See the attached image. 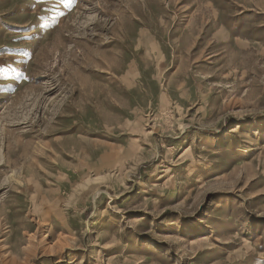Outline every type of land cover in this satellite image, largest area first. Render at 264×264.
<instances>
[{"label":"rangeland","instance_id":"rangeland-1","mask_svg":"<svg viewBox=\"0 0 264 264\" xmlns=\"http://www.w3.org/2000/svg\"><path fill=\"white\" fill-rule=\"evenodd\" d=\"M0 264H264V0H0Z\"/></svg>","mask_w":264,"mask_h":264}]
</instances>
